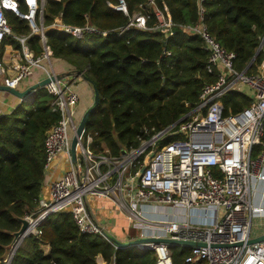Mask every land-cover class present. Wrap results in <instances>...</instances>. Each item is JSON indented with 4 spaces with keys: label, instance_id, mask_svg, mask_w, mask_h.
Here are the masks:
<instances>
[{
    "label": "built area",
    "instance_id": "2783aa9c",
    "mask_svg": "<svg viewBox=\"0 0 264 264\" xmlns=\"http://www.w3.org/2000/svg\"><path fill=\"white\" fill-rule=\"evenodd\" d=\"M43 5L44 0H0V45L4 36L11 34L6 13L24 19L29 28L28 34L13 35L20 48L11 49L13 75L3 78L2 83L16 88L33 68L53 76L43 86L51 96V110L58 113L43 138L44 173L57 155H63L67 163L59 176L48 180L47 195L39 197L35 213L24 218L39 224L51 213L68 210L80 232L99 234L115 248L88 211L87 199L97 195L110 199L124 212L129 227L138 229L132 239L167 237L203 242L204 245L189 246V264H264V240L247 243L262 233H251V218L264 216V159L261 152L252 155L254 145L264 147V59L254 72L236 69L233 51L225 49L209 33L203 21L204 7L201 0H196V20L181 27L199 36L207 52L205 69L214 74L212 81L202 85L196 103L160 129L142 127L145 136H138V145L118 155L109 154L107 149L94 152L89 147L91 135L83 136V130L71 161L70 138L78 121L74 117L78 95L73 83L80 72L54 73L44 31L50 27L73 36L100 31L87 23L72 26L57 20L44 27ZM145 5L152 8L155 16L153 28L170 34L173 23L166 6L156 7L153 0H147ZM113 7L126 13L123 0ZM148 16L135 11L118 32L128 27L146 28ZM30 34L38 36V55L26 44ZM1 61L0 55V75L4 72ZM245 87L251 92L249 104L225 113L221 96ZM166 136L175 138L155 148ZM174 208L179 212L169 217ZM37 225L30 228L29 234L40 233ZM134 247L151 250L154 264H172L169 244L165 242L146 241ZM97 261L114 264L113 258L106 261L98 256Z\"/></svg>",
    "mask_w": 264,
    "mask_h": 264
},
{
    "label": "trees",
    "instance_id": "16d2710c",
    "mask_svg": "<svg viewBox=\"0 0 264 264\" xmlns=\"http://www.w3.org/2000/svg\"><path fill=\"white\" fill-rule=\"evenodd\" d=\"M146 1L123 0V13L113 7L118 0H44V27L57 20L72 26L87 23L105 31H83L80 36L50 27L44 31L50 61H65L97 91L98 100L88 113L83 133L91 135L89 147L94 152L107 149L118 155L122 149L136 147L138 136H145L142 127L160 129L178 119L196 103L202 85L214 79L205 69L207 52L199 36L181 27L196 20V0H153L156 7L164 4L167 8L173 23L167 35L153 28L156 19ZM201 3L209 33L233 51L234 67L245 68L254 55L247 72L256 71L264 59V0ZM135 11L149 15L146 28L128 27L119 33L118 28ZM6 19L11 34L4 36L0 55L6 45L20 48L13 35L29 33L24 19L13 13H6ZM26 44L34 55L39 54L37 35L30 34ZM50 99L43 86L37 87L28 100L0 114V264L5 263L19 218L33 215L37 208L44 179L43 138L58 118L49 106ZM250 100L251 92L245 89L221 96L225 113L242 109ZM173 138L164 137L155 148ZM261 149L254 145L252 155ZM37 229L39 234L30 233L20 241L9 264H100L98 256L106 261L113 258L114 264H154L151 250L114 248L99 234L80 232L68 210L49 214ZM169 250L172 264H189V246L170 244Z\"/></svg>",
    "mask_w": 264,
    "mask_h": 264
},
{
    "label": "crops",
    "instance_id": "0c3cea01",
    "mask_svg": "<svg viewBox=\"0 0 264 264\" xmlns=\"http://www.w3.org/2000/svg\"><path fill=\"white\" fill-rule=\"evenodd\" d=\"M11 49L12 47L9 45H6L4 47V50L1 54L2 60H5L3 58H5L6 50L9 52L11 51ZM50 64L52 70L56 74L70 75V73L73 71V68L69 64L57 58L54 59L52 62L50 61ZM44 76L45 74L41 69L35 68L30 75H28L26 78L22 79L18 83L16 88L22 90L26 86L42 79ZM73 87L78 95V100L75 105L74 117L75 119H79L84 109L91 104L93 91L89 81L84 79L81 75L75 79ZM31 96L32 93L28 94L26 100H28ZM19 103L20 100L14 95L6 91H0V111H2L3 113L10 112ZM260 152L261 154H263L264 159V147H262ZM66 168L67 163L63 155H57L50 164V170L45 171L44 173L40 196L47 195L48 180L59 176L61 172ZM86 204L92 218H94V220L102 226V228L107 234L121 241L132 239V237L128 236L130 227L124 212L115 207V205L110 199L97 195L89 196ZM164 212H166V214L168 213V211ZM178 212L179 209L174 208L173 213H171L169 217L175 215L174 213L177 214Z\"/></svg>",
    "mask_w": 264,
    "mask_h": 264
},
{
    "label": "water",
    "instance_id": "95a60500",
    "mask_svg": "<svg viewBox=\"0 0 264 264\" xmlns=\"http://www.w3.org/2000/svg\"><path fill=\"white\" fill-rule=\"evenodd\" d=\"M264 37V36H263ZM263 38L261 39L257 50L260 48L261 43H262ZM257 52V51H256ZM255 52V54H256ZM254 58L253 57L250 59V61L248 62V64L246 65V69L249 66V64L252 62ZM80 75L86 79L87 81H89V79L82 73L80 72ZM53 76H45L42 79L26 86L24 89L19 90L17 88L14 87H9L3 83H0V91H6L12 95H14L15 97H17L20 102L25 101L28 94L33 93V91L37 88V87H42L44 86L49 80H52ZM92 91H93V97H92V102L91 104L86 107L84 109V111L81 113L74 133L71 135L70 138V144H69V154H70V159L71 161H74L75 159V148H76V144L78 143L79 137L82 133V131L84 130V125L85 122L87 120L88 117V113L89 111L92 109V107L97 103L98 100V94L96 89L94 88V86H92ZM120 152H124V149H122ZM20 221V226L18 228V230H16L13 233V238L11 241V246L8 252V255L6 257L5 263L4 264H9V261L14 253V250L16 249V247L18 246V244L20 243V241L29 234V230L30 227H34L38 224V221H28L27 219H25L24 217L19 218ZM107 238L114 244L115 248L118 247H130V246H134V244L136 243H140V242H146V241H152V242H165L167 244H178V245H186V246H199V245H204L203 242H193L190 240H178V239H172V238H167V237H146V238H136V239H130L127 241H121L118 240L110 235H108L107 233H105ZM264 240V231L262 233H260L257 236L251 237L247 240V243H254V242H259V241H263Z\"/></svg>",
    "mask_w": 264,
    "mask_h": 264
},
{
    "label": "rangeland",
    "instance_id": "374dc122",
    "mask_svg": "<svg viewBox=\"0 0 264 264\" xmlns=\"http://www.w3.org/2000/svg\"><path fill=\"white\" fill-rule=\"evenodd\" d=\"M10 54H11L10 51L8 52L6 50L5 58H3L5 60H2V58H1V60H2L1 65L4 69V72L0 75V82H2L3 78L13 75V71L11 70L10 62L8 60V59H10ZM34 69L35 68L32 69V72L34 71ZM243 89L249 91L246 87ZM263 231H264V216H253L251 218V233L252 234H258V233L263 232ZM137 233H138V229H136L134 227H130L129 232H128V234H129L128 236L135 238Z\"/></svg>",
    "mask_w": 264,
    "mask_h": 264
},
{
    "label": "bare ground",
    "instance_id": "6f19581e",
    "mask_svg": "<svg viewBox=\"0 0 264 264\" xmlns=\"http://www.w3.org/2000/svg\"><path fill=\"white\" fill-rule=\"evenodd\" d=\"M30 228H32V226Z\"/></svg>",
    "mask_w": 264,
    "mask_h": 264
}]
</instances>
